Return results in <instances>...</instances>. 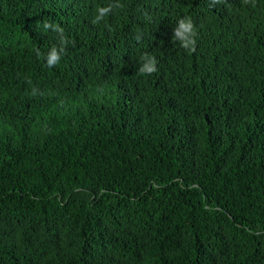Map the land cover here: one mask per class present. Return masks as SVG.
Wrapping results in <instances>:
<instances>
[{"label": "trees", "instance_id": "1", "mask_svg": "<svg viewBox=\"0 0 264 264\" xmlns=\"http://www.w3.org/2000/svg\"><path fill=\"white\" fill-rule=\"evenodd\" d=\"M0 264H264V0H0Z\"/></svg>", "mask_w": 264, "mask_h": 264}, {"label": "clouds", "instance_id": "2", "mask_svg": "<svg viewBox=\"0 0 264 264\" xmlns=\"http://www.w3.org/2000/svg\"><path fill=\"white\" fill-rule=\"evenodd\" d=\"M109 11L107 8L99 9L101 14H105ZM45 27H49L48 24H45ZM175 38L180 41L181 46L190 51H194L195 40L193 37L195 36V31L193 28V24L190 18L181 19L178 23V26L175 30ZM65 41H62L64 43ZM63 51V49H61ZM142 59L147 60L148 62L140 69L142 73H152L156 71L155 68V59H149L147 56ZM60 60V55L55 47H53L48 55L47 63L49 66H53L57 64Z\"/></svg>", "mask_w": 264, "mask_h": 264}]
</instances>
